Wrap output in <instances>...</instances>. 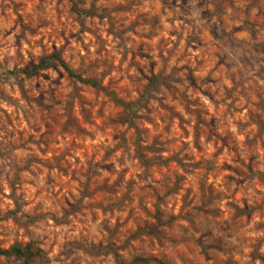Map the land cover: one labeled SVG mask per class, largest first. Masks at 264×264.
I'll list each match as a JSON object with an SVG mask.
<instances>
[{
    "label": "rangeland",
    "instance_id": "1",
    "mask_svg": "<svg viewBox=\"0 0 264 264\" xmlns=\"http://www.w3.org/2000/svg\"><path fill=\"white\" fill-rule=\"evenodd\" d=\"M0 77L2 248L264 264V0H0Z\"/></svg>",
    "mask_w": 264,
    "mask_h": 264
},
{
    "label": "trees",
    "instance_id": "2",
    "mask_svg": "<svg viewBox=\"0 0 264 264\" xmlns=\"http://www.w3.org/2000/svg\"><path fill=\"white\" fill-rule=\"evenodd\" d=\"M52 64H59L66 69L70 77L77 78L83 83L89 84L95 88H103L101 83L93 78H84L77 73H75L63 60L61 54L59 52H55L49 56H47L43 61L34 65L32 68H24L20 70H14L10 72V74H23L27 77H31L38 73L41 69L48 67ZM1 78V77H0ZM128 109L134 108L132 104H126ZM0 255L9 256V257H16L19 260H22L23 263L21 264H34L37 259L43 258L45 253L44 251L39 248L34 242H30L24 246L21 245H14L10 248L4 249L0 246ZM119 264H166L163 260L158 258H143V257H136L130 263H127L118 258Z\"/></svg>",
    "mask_w": 264,
    "mask_h": 264
}]
</instances>
